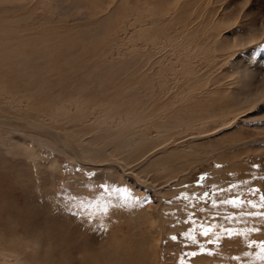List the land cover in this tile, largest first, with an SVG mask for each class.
I'll list each match as a JSON object with an SVG mask.
<instances>
[{
	"label": "rangeland",
	"instance_id": "1",
	"mask_svg": "<svg viewBox=\"0 0 264 264\" xmlns=\"http://www.w3.org/2000/svg\"><path fill=\"white\" fill-rule=\"evenodd\" d=\"M207 1L0 0V264H264V218L241 215L264 208L211 206L232 184L217 201L264 195V91L222 90L264 61V40L235 46L264 13L250 6L237 26L223 0L235 26L216 36ZM206 67L215 87L191 80ZM102 185L152 202L120 207Z\"/></svg>",
	"mask_w": 264,
	"mask_h": 264
},
{
	"label": "bare ground",
	"instance_id": "2",
	"mask_svg": "<svg viewBox=\"0 0 264 264\" xmlns=\"http://www.w3.org/2000/svg\"><path fill=\"white\" fill-rule=\"evenodd\" d=\"M220 1L221 0H208L207 1V6L210 4V5H212V8H214V9H212V10H208L207 9L208 10V13L206 12V15H205V27H207L208 29H210L211 32H215L216 36L218 34L220 36L221 35L220 32L224 28H228L231 24H233L230 20H231L232 13L235 12V11L233 12V10L231 11V10H228V9H223L222 8V3L224 1L222 0L221 3H220ZM234 3H235V7L234 8L236 9V12L234 13V15H235L234 20L235 19L237 20V22H238V25L237 26H242L243 25L244 19L247 17L246 9L248 7H250V6H253L255 8V14H256L257 11H258V13H261V12L264 13V0H234ZM224 12L226 13V15L229 18V20H228L227 23H226V19H223V18H225L224 17ZM262 18H259L260 21H258L259 19L257 20V16H254L253 18H251V22H252V26H253L252 30L250 32H247V34H239L235 38V46H238L240 48H249V47H252L253 45L259 44L262 40H264V18H263V20H261ZM191 20H193V19H191ZM202 20H204V16L200 19L201 23H198V26H200L203 23ZM233 26H235V25L233 24ZM223 33H222V35H223ZM214 42L217 45V48L216 49L217 50H220L218 48V46L221 44V40L219 39V37L216 38V39H214ZM35 60H37V58ZM31 67H32V65H31ZM21 69L23 71H26V69H27L26 64H24L21 67ZM197 74H198V72H197ZM197 74H195V75L193 74V76L191 78L192 81H194L196 83H198L199 81H201L202 83H204L202 81L203 78L210 79L207 82H205V84L206 83H209V85H211L212 87H215V82L210 77V75L208 74L207 67H206V70L203 72V74H201V75L200 74L197 75ZM253 80H254V82L258 83L259 88H261L262 91H264V61L260 62L259 63V66L257 68L246 67V68H243L241 70H238L236 76L233 77V78H231V79H229L226 82V84L223 86L222 90L225 91L227 93V95H230L231 93H234L235 92L237 94V98H236V101L237 102H239L241 100L251 99L250 98V93L251 92L250 93H244L241 90V85L245 81H253ZM164 81H166V80H164ZM163 82L161 84H163ZM170 83H169V81H168V83L165 82V84H168V85ZM170 85L172 86V84H170ZM167 86L165 85V88H167ZM170 90H172V89H170ZM256 90H254L252 92H255ZM183 91H185V90H183ZM238 95H241V96L238 97ZM206 96L208 97V95H206ZM6 120L7 121H10L11 120V117L8 116V115H6ZM236 120L237 119H235V118H233L230 121H228L227 119H224L222 121V123H221V127H219V130L225 129L228 126L234 125L236 123ZM29 123L30 124H33V126H36V127H39L40 126L39 124H37L35 122H32V121H29ZM203 124H205V123H203ZM196 137L197 138H201L199 135L196 136ZM0 147H2V146L0 145ZM45 147L47 148V150L55 151V147L53 145H47ZM64 149L65 150H68L67 147H64ZM42 161L44 162V160H42ZM102 162H105V161H102ZM102 166L104 167V166H108V165L107 164H103ZM56 168H57V166H56ZM110 172H108V173L105 172V173H107L108 176L111 177L110 175H112V172L111 173ZM111 178H113V177H111ZM219 197H222V195L220 194ZM219 197L216 195V199L217 200L219 199ZM167 264H169V263H167Z\"/></svg>",
	"mask_w": 264,
	"mask_h": 264
},
{
	"label": "snow or ice",
	"instance_id": "3",
	"mask_svg": "<svg viewBox=\"0 0 264 264\" xmlns=\"http://www.w3.org/2000/svg\"><path fill=\"white\" fill-rule=\"evenodd\" d=\"M257 47L260 48L261 50H264V45H258ZM216 167H220V165H216ZM254 167H258V166L254 165ZM204 179H205V176H203V175L200 176L198 178V183L200 181H203ZM261 179L264 180V177H262ZM242 183L247 184L248 181H243ZM101 187L104 188L105 193L109 196V198L115 197L118 201H120V207H135V206L143 207L145 204L152 202L150 199H148L147 196H145L143 198L134 197L132 195L131 190L126 188V187H111L108 185H102ZM213 187H215V185ZM237 187H238V185L232 184L226 190L225 189H218L217 193H215V194L219 195V193L222 191L232 192L233 189H235ZM259 191L260 190L258 188L250 189V193L254 197L259 193ZM208 197H209V193L204 192L203 196L199 197L198 199L205 200V199H208ZM176 199H182L184 201H188L190 199V197L188 196L187 193H181V195L176 197ZM168 203H172V202L168 201ZM219 205H227V206H230L232 209H236V210L244 209L245 206H247V208H249V209H260V208H264V195H259L258 201L253 200V199L244 200L240 197L239 194H234L233 196H231L228 199L219 200V201L213 199L211 201V206L213 208H216ZM107 208H108V205H102V206H100V211L102 213H106ZM201 211H203V209H201ZM241 215L244 218H264V212H260V211H245V212H241ZM189 219H191V217H189ZM226 219L234 220V219H237V217L230 216V217H226ZM201 228H202V230L200 231L199 234L202 237L207 238L210 236V233H213V226L201 225ZM224 231L227 233L229 238L233 235V229H231V228L224 229ZM258 231H260V229L252 228V229H247L244 231H237L235 234L237 236H240V235H246L249 232H258ZM183 235L186 236L191 242H193V243L196 242V237L194 235H192L191 233L185 232ZM171 239L176 240L177 237L173 236V237H171ZM208 243L213 244V243H215V241H213L212 239H209ZM255 244H256V242L253 241L248 246L252 247ZM260 246H261V250L264 251V242H260ZM200 252L205 253V249L203 247H201ZM197 254L198 253L195 251L188 253V255L192 256V257L197 256ZM206 254L212 255V253L210 251L207 252ZM234 259H235V257H234ZM180 264H183V260L180 261Z\"/></svg>",
	"mask_w": 264,
	"mask_h": 264
}]
</instances>
